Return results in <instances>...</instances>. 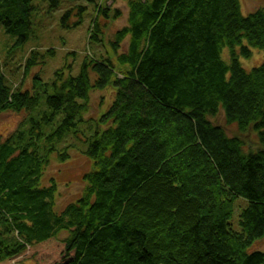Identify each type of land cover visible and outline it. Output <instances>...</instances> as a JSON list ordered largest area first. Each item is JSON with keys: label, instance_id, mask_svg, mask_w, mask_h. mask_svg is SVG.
<instances>
[{"label": "trees", "instance_id": "trees-1", "mask_svg": "<svg viewBox=\"0 0 264 264\" xmlns=\"http://www.w3.org/2000/svg\"><path fill=\"white\" fill-rule=\"evenodd\" d=\"M33 1L0 0V25L18 45L29 37ZM127 10L108 41L112 54L85 58L76 77L58 71L46 95V122L63 114L53 144L78 134L91 93L115 91L103 128L85 142L91 170L81 197L55 211L56 184L41 179L56 151L40 155L39 125L0 141V264H264V253H247L264 237V61L249 72L239 62L264 51V8L243 16L240 0H128ZM72 12L63 28L81 25V17L69 25ZM109 15L98 8L92 44L103 45L100 19ZM46 88L34 79L35 91ZM38 103V92H12L0 66V114ZM219 109L234 135L211 121ZM239 198L248 203L241 234L229 224Z\"/></svg>", "mask_w": 264, "mask_h": 264}, {"label": "rangeland", "instance_id": "rangeland-1", "mask_svg": "<svg viewBox=\"0 0 264 264\" xmlns=\"http://www.w3.org/2000/svg\"><path fill=\"white\" fill-rule=\"evenodd\" d=\"M60 6L56 11H50L49 0H34L30 16L31 31L27 41L21 45L17 44V37L6 33L4 27L0 25V66L5 78V84L12 92L39 93V103L36 108L20 113L0 114V141H5L10 135L21 131L30 130L33 124L39 125L37 133L40 138L38 146L40 155H44V149L54 147L55 151L50 156L49 165L43 172L41 179L42 187H50L51 180L56 184L57 193L55 196L54 209L59 214L68 205L75 203L82 194L84 183L82 178L90 172L91 163L86 156V139L93 134L98 127L100 118L105 114L112 104L115 91L108 88L102 92H93L90 95L89 113L84 116V123L79 126L78 134H67L62 141L50 144L47 138L59 126L63 120V114L55 115L53 121L47 123L46 118H51V110L46 104V95L53 93L55 74L64 70L65 75L78 76L85 58L99 59L101 56H108L111 49L108 41L113 38L116 31L126 26L127 2L128 0H59ZM241 13L248 15L257 8H264V0H240ZM105 6L109 10V19L100 21L108 22V27L103 28V45H94L89 41L90 31L94 16L96 17L98 8ZM80 8L86 11L80 12ZM69 25L77 23L82 18V23L78 27L63 28L62 20L69 13ZM119 11L121 16L118 19H111L112 13ZM102 27V26H101ZM127 39L122 43L118 53H124L127 48ZM53 52V55L50 54ZM32 54L38 55L37 64L26 70L27 62ZM221 59L228 64V50L223 49ZM264 61V51L251 49L249 59L240 58L239 62L247 72L257 68ZM70 69V70H69ZM39 78L43 84L47 85L45 90H34V79ZM211 121L226 129L228 135H234V127H226L221 109L216 116L210 118ZM247 142L256 141L255 134H247ZM250 143L248 142V146ZM252 145V144H251ZM246 148V147H245ZM247 152V149H244ZM67 153L69 159L61 160L59 155ZM248 203L239 198L235 201L234 212L229 222L233 232L241 234L239 218ZM67 232L59 234L60 239H65ZM9 239L16 241V234L9 236ZM264 253V237L255 241L247 250L248 254ZM26 264H33L31 261Z\"/></svg>", "mask_w": 264, "mask_h": 264}]
</instances>
